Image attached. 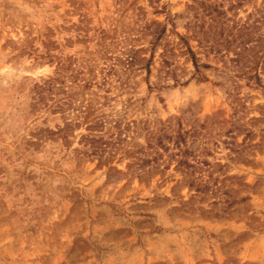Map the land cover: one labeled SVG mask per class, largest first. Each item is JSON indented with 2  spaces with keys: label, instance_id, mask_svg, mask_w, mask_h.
Instances as JSON below:
<instances>
[{
  "label": "rangeland",
  "instance_id": "1",
  "mask_svg": "<svg viewBox=\"0 0 264 264\" xmlns=\"http://www.w3.org/2000/svg\"><path fill=\"white\" fill-rule=\"evenodd\" d=\"M0 264H264V0H0Z\"/></svg>",
  "mask_w": 264,
  "mask_h": 264
},
{
  "label": "trees",
  "instance_id": "2",
  "mask_svg": "<svg viewBox=\"0 0 264 264\" xmlns=\"http://www.w3.org/2000/svg\"><path fill=\"white\" fill-rule=\"evenodd\" d=\"M203 6V8H206L205 4H201ZM166 26L163 25V24H157V26L155 27V29L153 30V32H151V36H152V39L151 41L149 42L150 46L152 47V50L155 49V47L157 46V43L162 41L163 37L165 36L166 34ZM182 41L183 43L185 44L184 46L186 47V53L188 55H191V59H192V62H193V65H194V68H195V73L198 74V75H202V71H201V68H209L210 66L208 65H200L198 63V60L197 58L195 57V54L194 52L191 50V47L189 46V43L185 40L184 37H182ZM139 51H136L134 50L133 48H131L129 54L126 55V58L124 60H122L121 58L120 59H115L117 64L114 63L112 65V67L109 69V73L110 72H113L115 71L116 72V66L117 65H121L122 66V70L123 72H130L131 68H133L134 64L136 63V61H145L146 62V65L145 67L147 68V71H148V74L151 73V65L153 63V60H154V57H155V51H152L151 53V56L149 59H146V58H137V53ZM58 59V58H57ZM59 65H60V69L59 71L57 70V76L56 77H53V78H50V79H47V80H43L41 82H39L38 84H36L35 86V90H36V94H37V101H42L45 99V97L52 92L56 91V90H61L60 89V84H62V86H64L65 82L63 80H61L62 78V73L65 72L67 69H69V65H67L66 63V60H61L58 62ZM168 62H165V64H167ZM73 71V74H72V77L73 80L72 82L73 83H76L77 82V79L79 77H81V79L79 80L82 81V82H86L85 80V76H86V73L83 72V67H77L75 69L72 70ZM92 73V70L90 69L89 70V74ZM95 77V76H94ZM111 78H106L104 77L103 78V81H102V84L100 85H110L112 83V81L110 80ZM93 79H88L87 82L85 83V88L87 87H91V85L93 84ZM178 83V82H177ZM97 85V84H95ZM117 84H115L116 86ZM109 91H106V93H108ZM103 99H106V96L103 97ZM88 110V111H87ZM86 111L88 113H93L94 112V108H91L90 106H88V108L86 109ZM84 114L83 111L79 112L78 115L79 117ZM89 115V114H88ZM100 120V119H99ZM117 125V122L115 123V126ZM117 129H121V127H115ZM189 132L187 131H184L182 129H180L178 132H177V141H176V144L177 146H185L186 145V138H185V135H188ZM111 139L110 138V141H107V143L109 145H112L113 143L111 142ZM95 141H92V144L95 145L94 143ZM107 143H102V144H107ZM159 144L161 146H164L162 141L159 142ZM102 147H99V146H96V148L93 149V151H97V152H100V151H104L101 149ZM186 150H188V147L185 148ZM186 153V152H185ZM149 163V161H147Z\"/></svg>",
  "mask_w": 264,
  "mask_h": 264
}]
</instances>
